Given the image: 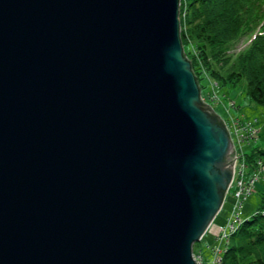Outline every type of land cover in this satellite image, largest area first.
Masks as SVG:
<instances>
[{"label":"water","instance_id":"water-1","mask_svg":"<svg viewBox=\"0 0 264 264\" xmlns=\"http://www.w3.org/2000/svg\"><path fill=\"white\" fill-rule=\"evenodd\" d=\"M234 160L179 0H0V264H202Z\"/></svg>","mask_w":264,"mask_h":264},{"label":"trees","instance_id":"trees-1","mask_svg":"<svg viewBox=\"0 0 264 264\" xmlns=\"http://www.w3.org/2000/svg\"><path fill=\"white\" fill-rule=\"evenodd\" d=\"M179 23L183 51L200 90L203 78L212 77L213 92L209 95L215 96L218 82L235 84L244 79L248 96L264 105V0H179ZM250 34L243 47L229 52L239 38ZM237 120L242 125L246 122ZM251 121L259 130L254 119ZM242 132L249 134L247 128ZM255 137L256 132L245 140L252 145ZM242 155L247 173L257 170L260 176L264 172L256 161L259 158L264 162V146L253 145ZM263 205L264 191L255 212L242 218L228 237L220 239L227 241L219 245L224 247L219 264H264V213L260 211ZM197 244L198 241L193 242L192 251Z\"/></svg>","mask_w":264,"mask_h":264},{"label":"rangeland","instance_id":"rangeland-1","mask_svg":"<svg viewBox=\"0 0 264 264\" xmlns=\"http://www.w3.org/2000/svg\"><path fill=\"white\" fill-rule=\"evenodd\" d=\"M251 36L252 35L250 34L249 37L245 35L239 38L237 42H235V46L229 49V52L236 51L239 48L243 47L248 39L251 38ZM211 78H203L201 80L203 86L201 87L200 94L204 97L202 98L206 100L225 120L231 132H233L234 134L235 128L237 127V122H239L238 120H236L237 118H239V120L246 121L254 119V123L259 128L258 132H256L255 139H253L252 145L248 144L249 141L245 139L239 142L237 141V137L234 136V140L236 141V149L238 148L239 152L243 154V152L249 151L253 145L263 147L264 105L255 103L248 96L245 89L244 79H241L235 84L218 82L215 85V91L217 92L216 96L214 93L209 95V93L213 92L210 82V80L213 82V79ZM239 146L241 148H239ZM240 149H242L243 152ZM263 191L264 172L260 173L259 179L255 182V186L252 192L241 200L242 204L239 211L240 217L244 218L255 212L256 208L259 207L262 202ZM231 209H233V198L231 196V190L229 187L228 191L226 192L224 202L216 217L211 223L209 229H207L206 232L202 235L201 239L198 240V244L194 248L193 257L196 262L200 263L201 261L202 264H216V257L220 255L224 248H220L219 245L221 244L223 246L227 241V239L225 241L218 240L216 238L218 234L216 231L219 225H225L227 216L230 214ZM197 257H199L200 261Z\"/></svg>","mask_w":264,"mask_h":264},{"label":"built area","instance_id":"built-area-1","mask_svg":"<svg viewBox=\"0 0 264 264\" xmlns=\"http://www.w3.org/2000/svg\"><path fill=\"white\" fill-rule=\"evenodd\" d=\"M227 127H228V130H229V133H230V136L233 141L234 148H235V160H234V168H233L234 173H233V178L230 183L234 202H233V209H231L225 225L220 228L219 232H217L218 233L217 237L220 239L228 237V235L232 231H234V229L241 222L242 217H240V214H239L240 206L242 204L241 200L244 199L253 190L255 182L259 176V172L257 170H254L251 173L246 172L245 163L243 160L244 156L242 155V153L239 152L238 148L236 149V143H235L236 141L234 140V136H236L237 141L241 142L244 139V137L247 136L244 134V132H242V129L244 128L245 129L247 128V131L249 133L246 138H248L249 136H252L253 133L257 132L258 129L253 126L251 120H247L244 125H242L240 122H237V127L235 128L234 134L229 129L228 124H227ZM256 161H257L259 168H264V164L259 158H257ZM260 211L264 213V206L262 207ZM197 258L199 259V257ZM220 259H221L220 255L216 257V260H217L216 264L217 263L219 264Z\"/></svg>","mask_w":264,"mask_h":264}]
</instances>
